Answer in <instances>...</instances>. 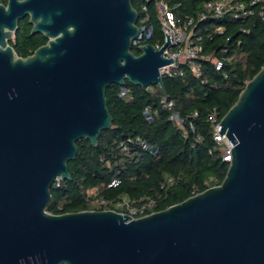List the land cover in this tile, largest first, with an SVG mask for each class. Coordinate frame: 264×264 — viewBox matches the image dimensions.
I'll return each mask as SVG.
<instances>
[{
  "label": "water",
  "instance_id": "95a60500",
  "mask_svg": "<svg viewBox=\"0 0 264 264\" xmlns=\"http://www.w3.org/2000/svg\"><path fill=\"white\" fill-rule=\"evenodd\" d=\"M26 17L48 43L22 58L10 43ZM138 20L133 0L0 4V264H264V67L221 121L234 146L221 185L138 219L47 212L77 142L113 126L106 90L165 93L171 36L137 56Z\"/></svg>",
  "mask_w": 264,
  "mask_h": 264
},
{
  "label": "trees",
  "instance_id": "16d2710c",
  "mask_svg": "<svg viewBox=\"0 0 264 264\" xmlns=\"http://www.w3.org/2000/svg\"><path fill=\"white\" fill-rule=\"evenodd\" d=\"M252 1L246 0V16L226 14L217 18L206 10L208 0H133L139 13L137 25L140 29L145 25L146 30L132 52L138 56L142 45L164 44L161 3L179 25L195 20L190 30L195 39L201 38L206 56L198 60L201 76H193L182 66L183 76L163 78L165 93L159 86L144 89L128 81L124 87L111 85L106 98L113 126L102 132L96 147L90 140L77 142L78 154L68 163L71 180H58L53 185L49 214L103 211L106 208H98L95 199L107 201L109 207L127 199L132 207L152 202V207L147 208L149 215L223 183L229 165L214 141L209 116L216 110L223 118L247 82L264 67V20L260 16L264 0L254 6L250 5ZM7 2L0 0V4ZM146 18L148 21L142 24ZM46 42L43 36L31 37L28 25L20 23L10 45L19 57L26 58ZM215 59L223 62L222 70H216ZM123 91L126 96L121 95ZM163 95L176 103L180 116L188 118L183 131L168 121L167 112L160 107ZM146 108L152 115L157 114L152 122L144 115ZM194 113L198 117H193ZM190 122L194 129L189 127ZM139 140L152 150L142 149ZM114 180L120 184L110 187ZM93 191L96 196H91Z\"/></svg>",
  "mask_w": 264,
  "mask_h": 264
},
{
  "label": "built area",
  "instance_id": "2783aa9c",
  "mask_svg": "<svg viewBox=\"0 0 264 264\" xmlns=\"http://www.w3.org/2000/svg\"><path fill=\"white\" fill-rule=\"evenodd\" d=\"M260 0H254L250 3L251 6H254ZM162 8V33L164 35V44L167 41V36H171L172 44L164 51V56L173 59V64L171 66L165 67L161 69V75L163 78L168 76L170 78H175L178 76H183L184 71L182 70V66H186L190 73L195 77H200L202 70L200 64L198 63L199 59H205L206 56L203 55L204 46L201 44V38H194L195 34L190 30L195 20L190 19L188 22L183 25H179L174 14L169 11L163 4H159V8ZM246 0H208L206 3V10L211 12L217 18H222L226 14H234L235 17H242L249 14L246 10ZM260 16L264 20V9L260 11ZM202 19H205V15H201ZM148 21V18L142 21V24H145ZM140 36L136 43L139 40L144 38V33L146 30L145 25L140 29ZM163 44V45H164ZM162 45V46H163ZM162 46H157V49L162 48ZM215 64L216 70L220 71L223 69V62L220 60H213ZM127 92L123 91L122 96H126ZM167 98V103H166ZM166 103V104H165ZM160 107L167 112V119L170 123H172L176 128L180 131L186 129V123L188 118L180 116V114L176 111V103L173 100H169V98L165 95L162 96L159 102ZM144 115L146 116L147 121L152 122L155 119L156 113L152 115L150 108H146L144 111ZM193 117H198V113H194ZM223 118L220 117L219 113L214 110L211 112L209 116V121L213 127L214 132V141L218 147L222 150V159L224 162H230L232 159L231 150L234 148L231 141L226 137V135L220 134V128L222 127L221 121ZM191 129H194L193 124L188 123ZM186 137V136H185ZM140 146L144 150H152L149 144L145 141L139 140ZM127 150V147H124ZM157 154V152H154ZM212 181V179L210 180ZM169 182L172 183V180ZM120 184L119 180H114L110 187H117ZM91 196H96V193L93 191ZM196 196V194H193ZM98 208H106L107 211L118 212L123 215H129L134 219H138L144 216H147V208L152 207V202L146 205H142L140 207H132L129 200L124 199L122 201H118L112 204V207H109V203L105 200L95 199L93 201ZM104 211V210H103ZM150 215V214H149Z\"/></svg>",
  "mask_w": 264,
  "mask_h": 264
},
{
  "label": "flooded vegetation",
  "instance_id": "af4514ba",
  "mask_svg": "<svg viewBox=\"0 0 264 264\" xmlns=\"http://www.w3.org/2000/svg\"><path fill=\"white\" fill-rule=\"evenodd\" d=\"M8 3V2H7ZM5 5H7V4H5ZM20 23H22V24H27L28 25V29H30V36L31 37H37V36H43L42 34H35V35H31V31H32V28H33V25H31L30 24V18L29 17H26L25 19H23V20H21L20 22H19V24ZM19 29V28H18ZM18 32V31H17ZM16 36V35H15ZM45 39H46V37L45 36H43ZM48 43V40H47V42L44 44V45H42V46H45L46 44ZM42 46H40V47H42ZM39 47V48H40ZM39 48H37V49H39ZM36 49V50H37ZM36 50H34L33 52H31L32 54H29V56H32L35 52H36ZM29 56H27V57H29ZM26 57V58H27Z\"/></svg>",
  "mask_w": 264,
  "mask_h": 264
},
{
  "label": "rangeland",
  "instance_id": "374dc122",
  "mask_svg": "<svg viewBox=\"0 0 264 264\" xmlns=\"http://www.w3.org/2000/svg\"><path fill=\"white\" fill-rule=\"evenodd\" d=\"M162 8L160 7V10H161Z\"/></svg>",
  "mask_w": 264,
  "mask_h": 264
}]
</instances>
